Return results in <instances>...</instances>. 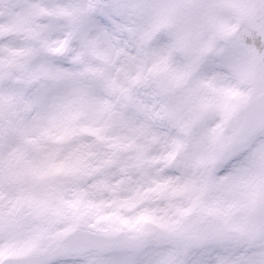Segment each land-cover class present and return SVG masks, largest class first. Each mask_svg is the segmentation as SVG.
Here are the masks:
<instances>
[{"label": "snow or ice", "instance_id": "snow-or-ice-1", "mask_svg": "<svg viewBox=\"0 0 264 264\" xmlns=\"http://www.w3.org/2000/svg\"><path fill=\"white\" fill-rule=\"evenodd\" d=\"M0 264H264V0H0Z\"/></svg>", "mask_w": 264, "mask_h": 264}]
</instances>
